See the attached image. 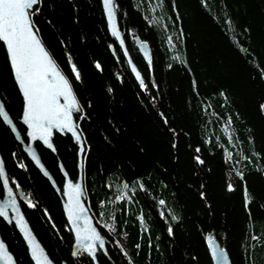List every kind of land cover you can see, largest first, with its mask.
I'll list each match as a JSON object with an SVG mask.
<instances>
[{"label":"trees","instance_id":"16d2710c","mask_svg":"<svg viewBox=\"0 0 264 264\" xmlns=\"http://www.w3.org/2000/svg\"><path fill=\"white\" fill-rule=\"evenodd\" d=\"M113 3L144 87L108 33L100 0H41L31 17L78 101L85 203L105 236L97 263L211 264L208 233L229 264H264V0ZM0 98L25 139L2 42ZM52 141L55 153L35 145L60 186L58 160L76 177V144L67 133ZM0 154L49 257L93 264L71 254L59 196L1 120ZM0 235L17 264H32L13 224L0 219Z\"/></svg>","mask_w":264,"mask_h":264},{"label":"snow or ice","instance_id":"6c2138e0","mask_svg":"<svg viewBox=\"0 0 264 264\" xmlns=\"http://www.w3.org/2000/svg\"><path fill=\"white\" fill-rule=\"evenodd\" d=\"M40 2L41 0H0V42L6 47L14 80L23 96V122L28 127V137L31 140H41L48 148H53L50 142L53 129L66 130L79 141L80 137L76 133L72 119L73 113L79 111V105L69 79L61 72L49 52L42 45L37 35L38 30H34L31 17L34 12L39 11L38 8L34 9V6ZM103 5L112 34L119 38V32L114 23L113 0H103ZM69 63L71 64L70 57ZM96 67L99 68V64ZM71 70L75 79L79 81L80 74L74 64H71ZM137 79H140L138 73ZM141 87H144L142 80ZM0 118L4 123L13 125V121L3 104H0ZM12 131H16L14 125ZM29 154L39 165L40 161L36 154L34 152ZM4 175L3 163L0 162V178H3ZM45 175H48L47 172ZM3 186L7 190V196L12 197V189L8 187L7 179H4ZM229 189L231 190V186ZM63 194L68 198L65 209L69 222L75 225L74 230L78 245L72 255L78 256L83 252L95 259L97 245L93 241L99 242L100 249L104 248L105 242L96 228L92 227L89 217L85 215L86 209L81 202V185L69 182L66 184ZM8 203L18 214L19 208L16 207L15 199L9 200ZM163 203L161 201V204ZM29 207H33V205L29 203ZM0 217L8 219L5 206H0ZM77 221H82V225L77 224ZM15 222L24 233L35 264H51L43 249L34 242L30 231L26 229L24 217L17 215ZM169 234H171V228H169ZM5 256L9 261L12 259L3 242H0V258ZM213 257L221 262L227 260L222 249L219 255L214 250Z\"/></svg>","mask_w":264,"mask_h":264},{"label":"water","instance_id":"95a60500","mask_svg":"<svg viewBox=\"0 0 264 264\" xmlns=\"http://www.w3.org/2000/svg\"><path fill=\"white\" fill-rule=\"evenodd\" d=\"M100 5H101V10H102V13H103V17H104V20H105V24H106V28H107L108 33L115 39L116 44L120 48L121 53H122V55H123V57H124V59L126 61V64L128 66V69H129L131 75L133 76V78L137 82L140 83L141 80L143 81V78L141 76L140 71L137 69L135 63L132 61V59H131V57L129 55V52H128L126 46H125V42H124V39H123V35H122L121 30H120V28L118 26L116 12H115V21H114V23H115V26H116V30L119 32V38H117L116 36H114L112 34V29L110 28L107 15H106L105 10H104L103 0H100ZM38 38H39V36H38ZM133 39H134L135 45H136L139 53L141 54V56L144 57L145 60H148L149 59V49H148V46H147L146 42L145 41H141L136 35H134ZM41 43H42V41H41ZM42 45L44 46L43 43H42ZM4 49H5V52H6L8 64H9L10 71H11V75H12V78L14 80V76H13V73H12V69H11V66H10V61L8 59L7 50H6V47L5 46H4ZM45 49H46V47H45ZM50 56H51V54H50ZM51 58H52V56H51ZM133 68H135V71H133ZM137 73L139 74L140 79H137ZM14 83H15V85H16V87H17V89H18V91H19V93L21 95V99H22V110H21V114H20V117H19V122L24 127V136H25V139L22 137L20 131L18 130V128H17V126H16V124L14 123L13 120H12L13 121V125L16 128V131L15 132L12 131V126L13 125H8V124L4 123L2 121V118H0V120L2 121L3 124H5L9 128V130H10L11 134L13 135L14 139L20 144L21 149L24 152V154L26 155V157L30 160V162L33 164V166L39 171V173L49 182V184L51 185V187L54 189V191L59 196L60 204H61V210H62V213H63V217H64V219L66 221V224H67V226H68V228H69V230H70V232L72 234L71 254L73 253L74 250L77 249L78 245H77L76 234H75V230H74L75 229V225H73L72 223L69 222V220H68V214H67V211L65 209V205L68 202V198L63 193H64V189H65L66 184L69 183V182H72L73 184L79 183L81 185V189H82L81 202H82L83 206L86 209L85 215H87L89 217L90 222L92 224V227L96 228L97 232L99 233V235L101 236V238L105 242V236L101 234V232L99 230V227L95 223V220H94L93 216L91 215V213H90V211H89V209H88V207H87V205L85 203V197H86V195H85V189H84L83 181H82V156H83V151H84V145H83V140H82L81 134H80L79 129L77 127L76 119L74 117V114L77 113V112H74L73 113L72 119H73V126H74V128L76 130V133L80 137L79 141H77L76 138L70 132H67L66 130L53 129L52 130V135L50 137V142L53 145V143H52V137L54 135V132H56L58 134H61V135H64L65 133H67L68 135L71 136V138L73 139V141L76 144V160H77L76 161V168H77L76 177L74 179L70 178V176L68 175L67 171L63 167L62 163L58 160L57 161V167H58L59 173H60V175L62 177V183L59 186L55 182V180H54L53 176L51 175V173L48 171V169L45 167V165L41 161V158H40V155H39L38 150L36 148L35 142L40 143L41 146H43L44 148L50 150L52 153H55L54 146H53V148H48L43 143V141H41V140H31V138L28 137L27 133H28L29 130H28L27 125L24 124V122H23V96H22V93L20 92L19 87L17 86L15 80H14ZM0 104H3L1 98H0ZM81 149H83V151H81ZM30 152H34L36 154V156L38 157V159L40 161V164L39 165H37L36 161H34L32 159V156L29 154ZM0 162L3 163V168H4V173H5L4 177L3 178H0V184H1V187H2V196L0 197V206H5L6 207V210L8 212V219H5L4 217H1V218H3L7 223H10V222L13 223L16 231L20 235V237H21V239H22V241H23V243H24V245L26 247L28 257L30 258L32 264H35V261L31 257L30 250H29V245H28V242L25 240L24 233L21 231L20 227L17 226V224L15 222V218L17 217V215H22L24 217V224L26 226V229L28 231H30L31 236L34 238V242L36 244H38L41 249H43L44 254L48 257V260L51 262V264H55V262L49 257V255L47 254L45 248L43 247V245L41 244V242L38 240V238L36 237V235L32 231V229H31V227H30L27 219L25 218V216L23 214V211H22V209L20 207L18 198L23 199L24 201H29V197L25 196L23 194V192L21 191L20 188H17L16 191H14L13 187L9 183V180H8V177H7V173H6V170H5V167H4V162H3V159L1 157V154H0ZM45 172H47L48 175H45ZM4 179H7L8 180V187L12 189V197H8L7 196V190L3 186ZM11 199H15V201H16V207L19 208V213L18 214L16 213V211L12 207V205L10 203H8V201L11 200ZM77 224H81L82 225V221H77ZM205 241H206L207 250H208V254H209V257H210L211 264H229L228 257L226 255L225 250L219 245V243L217 242V240L213 236H211L208 233H206L205 234ZM210 241H211V243H210ZM0 242H3V244L5 245V247L7 249L8 255H10L12 257V259L10 261L7 259V256H5L4 258H0V264H17L16 261H15V258L13 256V254L8 249L6 243L2 239L1 235H0ZM93 243H95L97 245V251L98 250H101L103 252L105 251V244H104V248L103 249H100L99 248V242L98 241H93ZM221 249L223 250L224 254L227 257V260L225 262H221L220 260L215 259L213 257V251L215 250V252L217 253V255H219ZM97 251H96V253H97ZM96 253H95V259H93V257H91L87 253H85L92 260L93 264H98L97 263V260H96ZM60 264H67V263L65 261H61Z\"/></svg>","mask_w":264,"mask_h":264},{"label":"flooded vegetation","instance_id":"af4514ba","mask_svg":"<svg viewBox=\"0 0 264 264\" xmlns=\"http://www.w3.org/2000/svg\"><path fill=\"white\" fill-rule=\"evenodd\" d=\"M56 132H54V134H55ZM58 134V133H57ZM59 135H61V134H59ZM54 136V135H53ZM52 139H53V137H52ZM36 143V142H35ZM38 143V142H37ZM52 143H53V141H52ZM40 144V143H39ZM41 145V144H40ZM53 146H54V144H53ZM43 147V146H42ZM9 183H10V181H9ZM11 184V183H10ZM0 186H1V184H0ZM11 186L13 187V189H14V191H16V189H17V187H15L14 185H12L11 184ZM2 196V187H1V191H0V197ZM18 200L20 201V200H22V201H24L23 199H20V198H18ZM24 202H28V201H24ZM0 219L2 220V218L0 217Z\"/></svg>","mask_w":264,"mask_h":264},{"label":"bare ground","instance_id":"6f19581e","mask_svg":"<svg viewBox=\"0 0 264 264\" xmlns=\"http://www.w3.org/2000/svg\"><path fill=\"white\" fill-rule=\"evenodd\" d=\"M63 165V164H62ZM65 168V167H64ZM19 204H20V207H21V209H22V206H21V203H20V201H19ZM22 211H23V209H22ZM23 214H24V211H23ZM24 216H25V214H24ZM26 218V217H25ZM2 220H3V222L4 223H6V224H13V223H7L3 218H2ZM218 242V241H217ZM220 245V244H219ZM227 255V254H226Z\"/></svg>","mask_w":264,"mask_h":264}]
</instances>
